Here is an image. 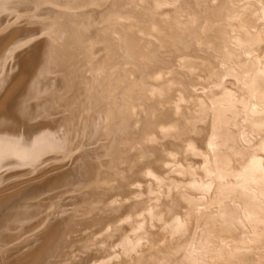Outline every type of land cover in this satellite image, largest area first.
Segmentation results:
<instances>
[{
  "label": "bare ground",
  "instance_id": "obj_1",
  "mask_svg": "<svg viewBox=\"0 0 264 264\" xmlns=\"http://www.w3.org/2000/svg\"><path fill=\"white\" fill-rule=\"evenodd\" d=\"M243 2L0 0V264H96L119 254L112 245L122 231L135 244L128 235L133 216L153 208L158 228L172 213L195 223L199 210L215 244L201 250L193 229L195 239L172 256L158 230L152 247L133 257L137 264H264V153L237 157L201 146L185 155L178 140L161 133L160 105L148 95L178 79L180 61L206 58L209 46L222 56L227 48L244 57L231 66L247 77L245 99L258 111L264 36L259 9L244 11L237 7ZM34 32L44 33L43 41L30 42ZM161 66L166 80L156 85L151 76ZM234 124L228 147L244 140L255 146L264 136L258 115ZM236 158L243 164L232 163ZM164 162L171 166L161 170L170 173L165 179H141ZM206 175L226 178L209 186ZM130 182L145 185L138 190L145 199L106 209L114 195H128ZM124 212L133 216L107 241L104 226Z\"/></svg>",
  "mask_w": 264,
  "mask_h": 264
},
{
  "label": "clouds",
  "instance_id": "obj_2",
  "mask_svg": "<svg viewBox=\"0 0 264 264\" xmlns=\"http://www.w3.org/2000/svg\"><path fill=\"white\" fill-rule=\"evenodd\" d=\"M237 7L244 11L258 8L259 12L255 13L259 17L257 23L260 25L259 34L264 36V0H244ZM236 20H241V16L235 17ZM255 31V29H253ZM44 33H32L28 36V40L35 44L36 41H43ZM204 59L186 58L180 61L181 75L176 80H166V72L163 66L153 70L151 79L156 85L162 86L153 87L148 93L149 97L157 101L161 108L162 120L160 131L166 138H173L180 142V147L185 155H188L187 148L201 147L204 150L209 148L214 152L223 151L227 148L228 152H235L237 157L254 156L256 152L264 153V136L260 138L258 145H255L254 140H244L236 142V148L228 147L233 145L234 141L228 135L231 127H234V122L239 120L241 116H259L264 120V105L260 106L258 111L251 107V103L245 99L247 91V77H241L235 67L231 66L233 60L239 61L244 57L235 52H230L227 48L224 50V55L213 54L211 46L209 52L204 54ZM249 59H253L255 54H245ZM226 57V58H225ZM172 71H167V76H171ZM264 128V124L260 125ZM209 129L211 131H209ZM19 135H26L25 129H18ZM212 137L217 138V142L213 143ZM78 151V150H77ZM210 155L212 153H209ZM75 152L70 151L66 154V159L71 161V157ZM171 156L172 154H167ZM224 167L227 169V160L224 162ZM234 164H243V160L233 159ZM73 163H69V167ZM171 166L164 162L160 166V172L155 171L151 167L146 168L140 173V177L147 181H161L170 173H162V169H169ZM261 175L264 176V168L261 169ZM225 176L206 175L205 182L211 186L213 180H218L223 184ZM123 179V178H122ZM145 185L141 182H130L128 195H114L108 200L105 208L110 210L117 205L129 204L133 206L136 201L145 199L139 189ZM151 194V191L150 193ZM155 203V202H154ZM138 206L134 207V210ZM156 209L151 212H137L133 216L132 212H124L116 218L114 222L106 224L101 235L107 241L113 239V227H120L129 222V216H133L135 223L132 224V231L128 235L136 236L135 244H130L127 236L123 231L119 234L120 241L112 245V252L119 253L108 259L99 260L96 264H137L133 259L134 256L139 257L143 254L144 247H152L153 237L152 232L161 231L165 233L162 245H168L174 248L172 256L178 255L182 246L188 245L191 240H194L193 229L195 233L200 234L199 247L203 251L210 250L214 247V235L207 224H202L200 217L201 213L197 210L192 214L196 217V222L189 216L182 214H168L167 222L163 228H158L156 220L159 219ZM93 243H95L93 241ZM106 246V245H104ZM155 264H179L175 260H160Z\"/></svg>",
  "mask_w": 264,
  "mask_h": 264
},
{
  "label": "rangeland",
  "instance_id": "obj_3",
  "mask_svg": "<svg viewBox=\"0 0 264 264\" xmlns=\"http://www.w3.org/2000/svg\"><path fill=\"white\" fill-rule=\"evenodd\" d=\"M24 19H26V18H24ZM0 71H1V69H0Z\"/></svg>",
  "mask_w": 264,
  "mask_h": 264
}]
</instances>
